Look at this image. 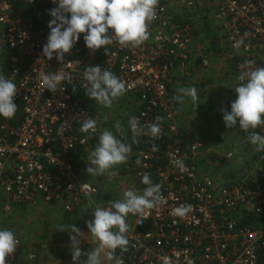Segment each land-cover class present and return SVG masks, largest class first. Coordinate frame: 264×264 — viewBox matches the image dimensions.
I'll list each match as a JSON object with an SVG mask.
<instances>
[{"label": "built area", "instance_id": "built-area-1", "mask_svg": "<svg viewBox=\"0 0 264 264\" xmlns=\"http://www.w3.org/2000/svg\"><path fill=\"white\" fill-rule=\"evenodd\" d=\"M20 1L24 12L30 10L28 14L17 11L15 0H0V75L17 85L14 102L22 110L18 121L0 117V188L8 198L5 209L16 203L34 204L40 198L61 203L66 212L95 202L98 187L75 166L73 152L100 133L101 112L92 114L73 88H86V67L100 65L113 73L116 70L126 83V93L139 98L141 107L131 116H139L141 125L153 123L157 115L164 118L161 137L143 135L146 138L128 168L140 181L143 174H148L153 184H162L166 203L147 210V219L135 216L126 233L128 251L118 248L116 255L124 264H257L259 250L264 247V228L241 227L237 214L255 206L260 210L263 192L237 182L219 186L211 176L200 175V143L189 142L185 148L179 134V108L169 86L179 71L190 75L195 36L192 26L175 22L167 0H159L157 17L149 24L150 38L142 45L124 47L114 39L107 46L108 55L104 47L97 50L105 54L103 63L94 64L88 53L74 58L65 55L59 62L55 54L48 60L42 53L52 17L37 8L36 0ZM171 1L173 6L190 7L195 3ZM212 6L204 7L206 16L224 30L237 58L238 75L245 70L241 67L245 60H254V67H264V0H213ZM241 38L246 48L241 46L237 53L233 45ZM200 58L203 66L209 65L208 53L200 54ZM40 72H68L73 79L71 83L64 81L61 91L53 93L41 86ZM89 117L96 120L94 134L79 130ZM258 129L264 135V127ZM130 136L129 126V133L119 134L118 138L130 144ZM164 136L169 140L163 151V166L156 160ZM175 159L183 160V172L173 163ZM179 205L191 206L186 216L171 215ZM16 238L18 246L7 257V264H12L22 245Z\"/></svg>", "mask_w": 264, "mask_h": 264}, {"label": "clouds", "instance_id": "clouds-1", "mask_svg": "<svg viewBox=\"0 0 264 264\" xmlns=\"http://www.w3.org/2000/svg\"><path fill=\"white\" fill-rule=\"evenodd\" d=\"M52 2L56 7L48 10L52 19L48 23L50 31L47 42L42 46V53L48 60L53 59L55 54L59 62L64 61L65 55L71 52L81 34H84L85 45L92 53L104 47L108 55L107 46L112 44L114 39L124 47L135 48L142 45L150 38L149 24L156 19L159 5V0H52ZM194 2L190 7L202 3L199 0ZM241 46H245L243 38L233 45L237 53ZM254 65V60L244 61L241 67L245 70L240 71L237 76L239 83L234 87L237 97L231 102L230 111L228 109L221 111L227 128H234L238 121L239 128L248 133V141L255 146L254 150L264 152V135L255 131L264 127V67ZM38 75L41 86L53 93L61 91L60 85L64 81L71 83L73 79L68 72H40ZM83 78L87 81V97L106 108L112 107L113 102L128 90L122 79L109 69H102L100 65L87 66ZM17 92V85L4 74L0 75V116L5 119H12L18 110V105L14 102ZM176 93L173 100L183 103L185 97H190L196 109L199 96L194 86L180 87ZM107 119L105 116V120ZM163 120L162 116L157 115L153 123L141 125L139 116H131L128 123L132 143L138 144V137L141 135L159 139L163 131ZM115 128L117 133L124 135V129L119 121L116 122ZM79 130L94 134L96 120L91 117L85 119ZM131 151V144L123 142L112 131L104 129L88 156L86 173L92 176L118 175V172L111 170L118 165L126 164ZM173 163L180 171L185 170L183 160L175 159ZM141 182L147 185L142 194L129 189L123 192V199L111 201L108 207L97 206L93 209L94 218L86 221L89 232L98 242L92 251H82L80 245L84 233L80 228L74 224L69 227L64 225L57 227L56 230L69 232L72 264H103L104 260L124 264L123 259L116 255V249L128 251L129 239L126 235L129 231L126 222L128 215H140L147 219V210L166 203L161 192L162 184H153L148 174L142 175ZM190 210V205H179L173 208L171 215L184 217ZM18 243L13 231L0 229V264H7V257L15 252ZM82 256H86L87 259L82 260ZM165 264L168 262L165 261Z\"/></svg>", "mask_w": 264, "mask_h": 264}, {"label": "rangeland", "instance_id": "rangeland-1", "mask_svg": "<svg viewBox=\"0 0 264 264\" xmlns=\"http://www.w3.org/2000/svg\"><path fill=\"white\" fill-rule=\"evenodd\" d=\"M199 1L205 6L213 7V0ZM205 6L199 3L194 7L182 8L179 5L173 6L178 15L185 17L183 23L192 26L190 28H193V31H199L197 35L195 34L192 45L190 80L185 83L183 80L185 75L179 71L174 86L176 90L180 87L194 86L197 89L201 103L209 101V104L212 102L213 107H218L216 104L217 99L214 97H218L219 100L223 99L228 103H231L237 97V93L234 90V87L239 83L237 80V60L234 63L231 62L230 58L235 56L229 48L226 34L218 22H215L209 15L206 16ZM194 13H196V20H194ZM210 32L220 36L219 44L221 49L225 50V54L214 55V51L208 47L205 34H210ZM207 52L211 53H208L210 56L209 65L203 66L204 68L195 66L194 59L199 58L200 60V54ZM213 99H215L216 103ZM189 103H191V98L185 97L184 102L179 105V115L177 118L179 134L184 137L187 144H190L189 142L200 143V162L208 167H201L203 171L211 176L219 186L238 181L241 178L245 182L247 178L252 177L251 174L254 168H250L247 163L251 161L249 158L251 152L255 153L256 151L254 150L255 146L251 145L248 141V137L243 136L239 130L231 132L228 131L227 127H223V115L220 113V117L214 111L211 113V118L214 121L218 120L219 123H212V120L208 121L206 116L197 118L198 116L194 115L195 113L192 112ZM140 107L139 98L132 93L126 92L117 101L113 102L112 107H100L98 109L101 112L100 133L104 129H108L118 137L119 133L116 132L115 124L119 121L124 132L128 134L129 118ZM215 115L217 119H215ZM105 116L108 117L107 120H105ZM203 123L205 126L202 128ZM100 133L92 138L85 148V166L82 169L85 179L96 184L99 193L95 197L94 203L88 202L79 208L80 215H77V218L71 220L69 217L67 219L69 221H67L64 218L65 212L59 206L61 205L59 202H55L54 205L53 202L45 204L38 201L39 203L27 207H15L13 205L8 210L5 207L0 208V229H9L22 239L24 246L21 256L22 262L24 260L27 262V255L29 253L32 258L29 259L28 264H72L69 232L56 230L57 227L59 225L69 227L71 224H74L80 228L84 233L80 247L82 251L90 252L98 243L92 237L86 224V221L94 218L93 209L97 206H110L111 201L123 199V192L126 190L131 189L142 194L145 187H147L141 183L132 169L123 168L127 163L118 165L111 170L118 172V175L115 176L108 174L92 176L86 173L88 156L95 148ZM228 143H230L231 147H238L239 144H242L243 147L250 148L251 151L247 155L244 150L229 149ZM245 143H248L250 146ZM229 152L233 153L232 157L227 156ZM134 154L135 151L132 149L128 161ZM225 164H229V167L226 168ZM0 192H2L1 188ZM100 194L102 197H100ZM135 216L133 214L128 215L126 219L128 225L132 224ZM42 231L43 233L45 232V238L43 239L39 237ZM36 245L39 246L38 250H35ZM81 259L84 260L87 257L82 256ZM103 264H109V261L104 260Z\"/></svg>", "mask_w": 264, "mask_h": 264}, {"label": "trees", "instance_id": "trees-1", "mask_svg": "<svg viewBox=\"0 0 264 264\" xmlns=\"http://www.w3.org/2000/svg\"><path fill=\"white\" fill-rule=\"evenodd\" d=\"M171 2H173V1L167 0L166 4L168 5V12L172 15L173 20L175 22L182 23V25L185 24V23H183L185 17H182V16H180V15H178L176 13V11L173 8V5H172ZM15 4H16V9H17L18 12H21V13H24V14H28L30 12V10L29 11L26 10V12L23 11V8L21 6V1L20 0H15ZM35 4H36L38 9L42 10L46 14H49L48 10L56 7V4H53L52 0H36ZM181 7L185 8L187 6L182 5ZM191 12H192V10H191ZM193 16L195 18L194 20H196L197 19L196 18V13H194ZM207 24H209V23H207ZM198 33H199L198 30L194 31V34L197 35ZM83 35L84 34H81L79 41L73 46L71 52L69 54H66L67 57L74 58V57H77V56H85L88 53L89 56H93V59L95 60V62H93L94 64L97 63V62L103 63V61L105 59V54L102 55L101 52H97V51L92 53L86 47L85 41L83 39ZM205 36H206V39H207L208 47L211 50L214 51L213 52L214 55H223V54H225V50H222L221 47H220V44H219L220 36L218 34L210 32V34H205ZM207 53H210V52H207ZM230 59H231L232 63L237 60L236 57H231ZM188 61H190V58L188 59ZM194 64H195V66H200V67L204 68L203 64L201 62V58H200V60H199V58L194 59ZM114 74H116L118 76L116 70H115ZM189 78H190V75H185L183 77V80L185 81V83H187L188 80H190ZM198 85H199V83H198ZM169 91L171 93H173L174 95L177 94L175 86H173V85L169 86ZM73 92L77 95L76 96L77 98H79V99H81L83 101L84 106L92 114H96L97 110L100 107L103 106V105L98 104L95 100L89 99L87 97L86 88L80 89L79 87H74L73 88ZM214 98L217 99V103L215 102V99H213V100L218 105V107H213L212 102L210 104H209V101L201 103L200 100H198L199 104L197 105L196 109H195L194 105L192 104V102L189 103V106L191 107L192 112L195 113L194 115L198 116L197 118H201V117L206 116L208 121L212 120V123H216V122L219 123L218 120L214 121V119L211 118L212 111L216 112L215 114H217V116L220 117V114L223 115V112L221 111V109H228L230 111V104L231 103H228V102H226L223 99L219 100L218 97H214ZM17 105H18V110H17L15 116L13 117L16 121L21 120V118H22L21 105L20 104H17ZM179 105H180V103L177 102V107L178 108L180 107ZM215 119H217L216 115H215ZM204 126H205V124L203 123L202 128ZM223 127H226L225 123L223 124ZM236 128H238V129H236ZM227 129H228V131H231V132H233L235 130H237V131L239 130L240 133L243 134V136L248 137V133L242 131L239 128V122L238 121H237V125L234 128H227ZM255 131L260 133V130L258 128ZM145 138H146L145 136L141 135L140 137H138L139 143L138 144H134V143H132V137L130 136L129 143L132 145V149L134 151H137L139 149V147H141L142 140L145 139ZM168 140H169V136H164V140H163V142L161 144V149H160V152H159L160 155H159V157L156 160V163H159V164H161L163 166L166 164V161L163 158V151H164V148H165L166 143H167ZM182 144H183V146L185 148H188L186 140L184 139V137H183V143ZM245 144L250 146L248 143H245ZM86 147L87 146H80L78 148H75L74 152H73L74 153V164L80 170H82L84 168V166H85L84 155H85V152H86V150H85ZM228 147H229V149H233V150H235V148H236V150H238V151H240V149L244 150L247 155H248V152L251 151L250 148H245V147L242 146V144H239L238 147H235V146L231 147L230 143H228ZM228 157H232V156H228ZM249 158H250L251 161L249 160L250 162L247 163V164H248V166L250 168H254V170L252 171V174H251L252 177L247 178L245 180V182L242 181V178L239 179L238 181H233V182L245 184L247 187H249V188H251L253 190H261L263 192V197H264V152H255V153H253V151H252L251 154L249 155ZM133 159H134V157H132L129 161H127L126 165H124V166L122 165L123 168L124 169H125V167L128 168L127 165L132 164L133 163ZM197 160H198L197 165H198L199 174L207 176L205 171H203V169L201 168L203 166L207 167V165H205V164L200 162V156L199 155L197 157ZM225 167L228 168L229 164H225ZM127 168H126V170L129 171V169H127ZM242 176L244 177V175H242ZM2 192H0V208L5 207L6 203L8 202V198H7L6 193L3 190H2ZM100 197H102L101 194H100ZM44 202H46V201H44ZM37 203H39V202H36L34 204H30V203H16L14 205H15V207L16 206H22V207L25 206V207H27L29 205L32 206V205H35ZM46 203H50V202H46ZM64 212H65L64 218L66 220L69 219V217L71 218V220H73V218H77V215H80L79 209H75L74 211H70V212H66V211H64ZM237 217H238V220H239V225L241 227L253 226V227L264 228V205H263V207L260 210L256 206L251 208V209H249V210L243 209L241 212H239V214H237ZM67 221H69V220H67ZM44 233L42 231L41 232V236L39 235V237L42 238V239L45 238ZM15 236L18 237L21 240V242H22V239H21L20 236H18L17 234H15ZM23 250H24V246H23V243H22V245H21L20 249L18 250L17 254L14 256V260H13L12 264H26L27 263V262H25V260L22 262V257L21 256H22ZM257 264H264V247H262L259 250V256H258V263Z\"/></svg>", "mask_w": 264, "mask_h": 264}, {"label": "crops", "instance_id": "crops-1", "mask_svg": "<svg viewBox=\"0 0 264 264\" xmlns=\"http://www.w3.org/2000/svg\"><path fill=\"white\" fill-rule=\"evenodd\" d=\"M175 83H176V79H175L174 84H175ZM174 84H173V86H174ZM38 201L41 202V203L48 204V203L44 202V200L41 199V198H40ZM53 204L55 205V202H53ZM59 206H60L61 208H63L61 205H59ZM79 212H80V211H79ZM22 243H23V242H22ZM38 249H39V246L36 245V246H35V250H38ZM30 258H32V257H31V254L29 255V253H28V255H27V264H28V261H29Z\"/></svg>", "mask_w": 264, "mask_h": 264}]
</instances>
